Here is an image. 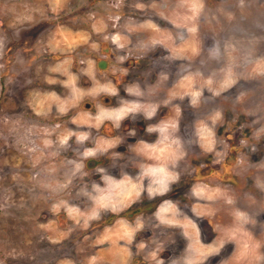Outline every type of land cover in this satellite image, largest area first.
I'll return each instance as SVG.
<instances>
[{"label":"rangeland","instance_id":"rangeland-1","mask_svg":"<svg viewBox=\"0 0 264 264\" xmlns=\"http://www.w3.org/2000/svg\"><path fill=\"white\" fill-rule=\"evenodd\" d=\"M148 158L136 187L107 177ZM165 163L230 234L150 213ZM226 241L216 264H264V0H0V264H205Z\"/></svg>","mask_w":264,"mask_h":264},{"label":"flooded vegetation","instance_id":"flooded-vegetation-1","mask_svg":"<svg viewBox=\"0 0 264 264\" xmlns=\"http://www.w3.org/2000/svg\"><path fill=\"white\" fill-rule=\"evenodd\" d=\"M148 92L149 91H143L142 90L141 94L147 95ZM154 92L155 91H153V93H152V97L154 96ZM141 104H142L141 107H144V104L142 102H141ZM149 107L151 108L153 106L150 105ZM153 112L154 111L148 110V106L146 107V109H145L146 115H150ZM164 117H166V115L165 116L164 115L163 116L157 115V116H152V117H150V116L149 117L148 116L138 117V118H141L143 120L142 122H140V123H142V126H140V134L148 137V135L145 133H147L148 128H150L149 125L152 123H155L154 122L155 120L157 121V123H160L161 122L160 119H163ZM152 134H156V135H154L153 137H150L148 139L153 141V142H151V144H154L155 141L153 140V138L159 140L160 136L156 132H152ZM152 134H150V135H152ZM144 139H146V138H144ZM133 141H129V142L133 143ZM97 142H98V140L96 142H94L95 144L89 143V145H86L85 147H88L90 145H96ZM127 144H129V143H127ZM76 149H77V151H75V152L79 153L80 147L77 146ZM81 149H83V147H81ZM125 149H126V145H123V149H121L123 151V153H124ZM150 151L153 152L152 150H150ZM149 153L150 152H148V154ZM71 157L73 158L75 156L72 155ZM148 161H149V158L147 159V161L144 159H142V160L138 159L139 164H137V163H130L128 165L126 164L128 166V169H129L128 172L123 171L125 169L124 168L125 165H123L122 168H121V166H117V167L114 166L113 168L112 167L110 168V166H109L108 169H111V170L109 171V176H107V177H112L113 180H116L119 178L120 175H121L120 176L121 178H125L126 176H128L130 178V180L126 181V184H125V179H124V181H123L124 185L123 186H125L128 189L131 186L136 187L140 184V175H141L140 172H141L142 168L144 167V165H146L148 163ZM165 164L170 168L169 172L167 174V176H168L167 182L168 183H167V191L165 193L158 194V195H150L148 192H144L143 190H141L144 188L143 185H141V187H138V188H141L140 192H139L140 196L141 197L146 196V198H144L143 201H145L148 204L149 203L155 204L154 208L153 209L151 208L152 210H150V213H153V212L156 213L161 200L163 199L165 202L167 200V198H169L172 202H174L177 205L176 207L179 210H182L181 204H183V203H185L186 205L190 204V213L187 212V215L191 221H194L197 234H199L200 237L202 235H203V237L205 236L204 241H206V242L211 241L212 242L216 237V233H215L216 231L218 232V235H220V236H225V235L227 236L228 234H230V232L226 233L228 230H225V228H224L225 226L224 227L222 226L223 222L219 223L218 221H214V223H212L213 221L210 222L208 217H206V216L201 217V215L197 212L198 208L195 207V204L196 203L202 204L201 198L203 195H205L204 193L209 189L210 186L208 187V186H203L202 184H198L199 182L197 180L193 181L191 174L190 173L188 174L187 170H185V168L183 169V167L180 169V171H178V169L174 168L175 167L174 164H171V163H165ZM134 166H136L137 168ZM131 177L133 179H131ZM101 178H103V177H101ZM150 182H151V179H150L149 175L142 178V183H150ZM126 194L129 195L130 193H128V191H127ZM231 197H232L231 201L235 205L236 197L234 198L233 195H231ZM204 199L206 200L207 197H204ZM215 200H219V196H216ZM231 201L224 200V202L226 204L220 205V207L222 209H220L216 213L214 212V216H215L214 218H217L220 220V215H223L225 213H227V215H228V211H229V213L231 211V213L228 215L229 218H227V216H224L222 218H225L224 221L228 222V223L236 222V218L233 216V213H236V206L234 207L233 205H231ZM187 207H189V206H187ZM232 211H234V212L232 213ZM165 212L167 213L168 211L166 210V211H164V213ZM216 214H217V216H216ZM234 215H236V214H234ZM158 216H159V214H158ZM181 233H182V230H181ZM177 241H181V240H176L175 242H177ZM183 242H185V245L183 246L185 254H190V247L188 245L189 244L188 243V237L184 238ZM223 244L221 245V248L218 252L221 253L222 250H224V253H222V254L219 253L217 255L214 254L215 257H212L211 259L205 261V264L221 263L222 261H224L225 256H228L234 252V250H235L234 247H236V243L234 244L233 241H226L225 244H228V245H226V247H225V244L224 245ZM174 255H175V258L178 257L176 251H175ZM233 262L236 263V261H233Z\"/></svg>","mask_w":264,"mask_h":264},{"label":"bare ground","instance_id":"bare-ground-1","mask_svg":"<svg viewBox=\"0 0 264 264\" xmlns=\"http://www.w3.org/2000/svg\"><path fill=\"white\" fill-rule=\"evenodd\" d=\"M164 138H165V137H164ZM161 141H162V140H161ZM163 141H165V140H163ZM163 141H162V142H163ZM157 151L159 152V151H161V150H160V149H158ZM161 153H162V152H161ZM159 155H160V153H159ZM153 160H154V159H153ZM155 174H157V173H155ZM157 175H158V174H157ZM120 180H122V179H120ZM119 184H121V183H119ZM121 188H122V190H123V189H125V186H123V185H122V187H121Z\"/></svg>","mask_w":264,"mask_h":264}]
</instances>
